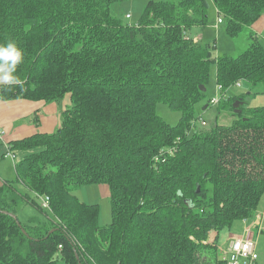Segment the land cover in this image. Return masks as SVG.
Returning a JSON list of instances; mask_svg holds the SVG:
<instances>
[{"label":"trees","instance_id":"obj_1","mask_svg":"<svg viewBox=\"0 0 264 264\" xmlns=\"http://www.w3.org/2000/svg\"><path fill=\"white\" fill-rule=\"evenodd\" d=\"M121 1L0 0V44L23 51L22 83L0 85V101L70 97L54 133L7 145L6 154H27L15 182H0V264H227L211 234L256 219L264 106L234 113L240 99L230 98L221 108L231 124L188 133L210 64L223 93L239 81L256 87L264 49L251 34L237 57L213 59L190 31L206 26L212 2L236 38L262 17L264 0H150L135 25L112 16ZM158 103L181 114L176 125L156 114ZM15 184L46 197L51 218L21 224L19 205L44 209ZM98 184L110 196L104 227L98 205L74 195Z\"/></svg>","mask_w":264,"mask_h":264},{"label":"rangeland","instance_id":"obj_2","mask_svg":"<svg viewBox=\"0 0 264 264\" xmlns=\"http://www.w3.org/2000/svg\"><path fill=\"white\" fill-rule=\"evenodd\" d=\"M150 0H124L115 5L110 9L113 17L121 20L124 24L135 25L142 15L143 9ZM160 1V0H153ZM129 15L130 18L126 19L125 16ZM262 17L255 23L254 27H259L257 32L252 27H244L242 32L236 38H230L226 32V23L216 26L218 15L215 10V6L212 2L209 4L207 24L204 28L193 27L190 31L192 35H195L194 41L198 42L200 39L196 38L199 36L203 37L201 44H209L213 47L212 58L216 59L220 56H231L237 57L243 51L247 49L250 43V35L257 37L258 43L264 49V23L261 25L260 21ZM260 21V22H259ZM259 22V23H258ZM216 65L212 62L209 67V77L206 85V91L204 93V99L195 106V120L193 121V127L189 131V135L194 132H204L210 130L216 124L218 125H229L233 121L232 114L221 105L230 98H237L242 101L245 107V112L249 108H257L264 106V84L252 87L244 81H239L241 87L237 88L235 85L227 89L225 97L217 107L209 105L208 108L203 110L209 103V100L216 97L218 94L216 85ZM220 96V95H219ZM69 100L68 107L70 106L69 95L64 96L62 101ZM62 103V102H61ZM67 107V108H68ZM156 114L169 125H176L179 122L181 114L179 112L172 111L166 104L158 103L155 108ZM204 121L206 126H202L201 122ZM55 131H53L54 133ZM0 156V180L13 181L16 179L14 165L24 158L27 153L17 152L15 159L12 160L10 157ZM11 171V177L5 178L3 174ZM18 191L23 195H28L31 200H35L38 205L42 206V199L38 198L35 194L29 192L20 184H15ZM81 201L86 204L98 205L99 216L98 226L104 227L111 222V205L109 191L106 185H86L81 186L74 192ZM46 212V213H44ZM40 212L29 204H21L16 210V218L23 225H28L30 220L44 221L47 217L51 218L50 214L44 210ZM256 217L258 224L254 226L255 232V250L254 258L255 264H264V194L256 209ZM255 217V218H256ZM252 228V222L236 221L230 229H223L217 235L213 232L209 238L210 242L216 239L217 251L220 258L227 259L226 252L230 243L234 238L243 236L245 229ZM62 264V263H58Z\"/></svg>","mask_w":264,"mask_h":264},{"label":"crops","instance_id":"obj_3","mask_svg":"<svg viewBox=\"0 0 264 264\" xmlns=\"http://www.w3.org/2000/svg\"><path fill=\"white\" fill-rule=\"evenodd\" d=\"M264 23V17L260 20ZM259 21V22H260ZM258 22V23H259ZM223 24V23H222ZM251 27L257 32L259 27ZM203 40L202 36L196 37ZM62 102V103H61ZM69 100L46 104L42 101L12 100L0 101V156L6 154L10 141H18L37 133H53L61 124V114L67 109ZM3 154V158L6 157ZM3 161V160H0ZM11 177V171L3 177ZM8 180H0L4 182Z\"/></svg>","mask_w":264,"mask_h":264},{"label":"built area","instance_id":"obj_4","mask_svg":"<svg viewBox=\"0 0 264 264\" xmlns=\"http://www.w3.org/2000/svg\"><path fill=\"white\" fill-rule=\"evenodd\" d=\"M126 19H129L130 16L126 15ZM224 23L222 16L218 15L216 26ZM237 88H240L241 85L239 82H236L234 84ZM218 94L215 98L209 100V105L212 107H217L221 101L225 97V93L222 91V87L217 85ZM220 95V96H219ZM221 100V101H220ZM202 126H206V123L204 121L201 122ZM2 138V135L0 134V139ZM7 157H10L12 160L15 159V156L11 152H7ZM42 199V208L45 210H49V200L46 197L41 198ZM258 224L257 217L255 221L252 223V228L245 229L243 236L239 238H234V240L230 243V245L227 248L226 256L227 259L225 261L227 264H255V258H254V250H255V232L253 230L254 226ZM224 260V258H223Z\"/></svg>","mask_w":264,"mask_h":264},{"label":"clouds","instance_id":"obj_5","mask_svg":"<svg viewBox=\"0 0 264 264\" xmlns=\"http://www.w3.org/2000/svg\"><path fill=\"white\" fill-rule=\"evenodd\" d=\"M23 61V51L14 41L0 44V85L20 84L22 81L15 75L17 66Z\"/></svg>","mask_w":264,"mask_h":264},{"label":"water","instance_id":"obj_6","mask_svg":"<svg viewBox=\"0 0 264 264\" xmlns=\"http://www.w3.org/2000/svg\"><path fill=\"white\" fill-rule=\"evenodd\" d=\"M200 90H201L202 93H205V91H206V89L204 87H201ZM242 104L243 103L240 100H238V101H236V102L233 103L234 113H238L239 112L238 108L240 106H242ZM206 108H207V106H205L203 108V110H205ZM196 192L198 193V188H197V191ZM10 216L15 219V216L14 215H10Z\"/></svg>","mask_w":264,"mask_h":264}]
</instances>
